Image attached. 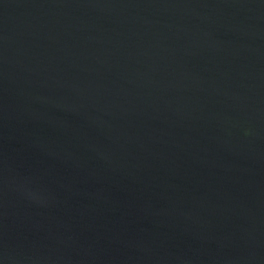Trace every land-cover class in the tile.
<instances>
[{
    "label": "water",
    "instance_id": "95a60500",
    "mask_svg": "<svg viewBox=\"0 0 264 264\" xmlns=\"http://www.w3.org/2000/svg\"><path fill=\"white\" fill-rule=\"evenodd\" d=\"M0 264H264V0H0Z\"/></svg>",
    "mask_w": 264,
    "mask_h": 264
}]
</instances>
